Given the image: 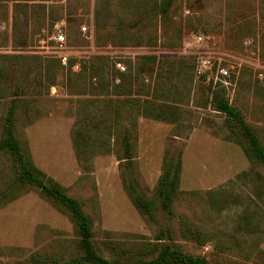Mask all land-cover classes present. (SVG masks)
<instances>
[{
  "label": "rangeland",
  "instance_id": "1",
  "mask_svg": "<svg viewBox=\"0 0 264 264\" xmlns=\"http://www.w3.org/2000/svg\"><path fill=\"white\" fill-rule=\"evenodd\" d=\"M166 4L0 0V141L14 104L21 148L81 204L107 259L150 260L168 246L209 264H264V167L210 103V92L222 89L264 146V0ZM57 27L73 51L66 66L41 48ZM202 56L211 58L212 76L219 65L229 70L230 85L213 88L209 72L197 76ZM119 59L125 73L115 69ZM75 140L101 147H85L79 158ZM176 159L174 213L148 220L128 184L153 198L165 164ZM79 255L68 213L17 183L12 157L0 151V264H31L35 256L63 264Z\"/></svg>",
  "mask_w": 264,
  "mask_h": 264
},
{
  "label": "trees",
  "instance_id": "2",
  "mask_svg": "<svg viewBox=\"0 0 264 264\" xmlns=\"http://www.w3.org/2000/svg\"><path fill=\"white\" fill-rule=\"evenodd\" d=\"M171 1L167 0L164 9L169 8ZM97 67L94 61L89 63V68L92 72L98 70ZM149 103L151 104V102ZM210 103L216 111L225 114L227 118L234 122L241 137L248 144L256 162L264 167V146L261 144L254 130L224 98L222 89H215L210 92ZM144 114L147 117H154L155 119H165L164 114L160 110L150 112L145 109ZM14 129L15 105L12 104L5 117L4 137L0 141V151H5L12 157L17 183L31 185L38 189L52 203L61 206L75 224L80 255L66 263L63 262V264H209L204 258L193 257L179 249L168 246L161 247L156 257L150 260L138 259L123 262L117 258L107 259L103 257L94 243L91 223L88 216L84 213L81 204L75 198L66 194L55 181L47 178L33 165L21 148L15 136ZM79 142L77 140L74 141V148L79 158L85 147H90V149H99L101 147L97 143L88 145V143ZM125 148L126 151H129L130 143L128 140H125ZM180 171L181 166L179 160L176 159V161L170 160L167 162L158 179L153 198H146L143 194L136 191L133 185L134 182L128 184V194L135 208L142 216L148 220H152L157 212H161L166 216L173 215V203L179 191ZM184 233L192 239L199 240V233L196 230L184 228ZM31 264H59V261L57 259L48 261L35 256L32 258Z\"/></svg>",
  "mask_w": 264,
  "mask_h": 264
},
{
  "label": "built area",
  "instance_id": "3",
  "mask_svg": "<svg viewBox=\"0 0 264 264\" xmlns=\"http://www.w3.org/2000/svg\"><path fill=\"white\" fill-rule=\"evenodd\" d=\"M2 29H4V25L0 24V30ZM81 30L83 32H86L87 28L82 27ZM194 41L199 44L203 41V38L201 36H195ZM244 43L245 45H249L250 41L246 40ZM41 44L42 50H44L46 53L51 54L52 57L58 59L62 65L66 66L67 64H69L70 57L73 54V51L68 45L65 33L60 27H57V29H55L54 32H52V34H50L46 38V40H42ZM114 66L118 72H126V66L123 64V62L120 61V59L114 63ZM212 68L213 64L210 57L202 56L196 60L195 72L198 77H205L209 72V82L212 83L213 88H215L216 86L227 87L228 85H230V73L226 67H222L219 65L214 76H212ZM259 69H261V72L259 73L258 78L260 80H263L264 63L260 64Z\"/></svg>",
  "mask_w": 264,
  "mask_h": 264
}]
</instances>
